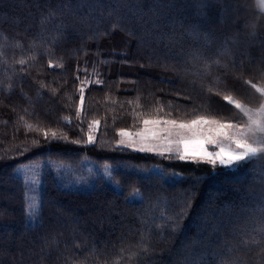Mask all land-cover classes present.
<instances>
[{"label":"trees","instance_id":"1","mask_svg":"<svg viewBox=\"0 0 264 264\" xmlns=\"http://www.w3.org/2000/svg\"><path fill=\"white\" fill-rule=\"evenodd\" d=\"M61 3L0 0V264H220L233 255L258 264L241 241L264 219V160L227 169L117 145L120 131L144 120L219 118L206 101L239 116L209 87L259 106V93L243 84L264 86V12L256 0L205 7L175 0L163 9L156 0H71L63 12ZM50 9L57 14L48 21ZM225 49L243 59V74H195L203 58ZM82 79L89 84L81 109ZM37 162L45 168L38 214L25 227L28 187L15 171ZM90 164L108 166L109 180L99 170L88 188L71 187ZM136 190L142 199L131 200ZM182 212L179 227L161 235L162 214Z\"/></svg>","mask_w":264,"mask_h":264},{"label":"snow or ice","instance_id":"2","mask_svg":"<svg viewBox=\"0 0 264 264\" xmlns=\"http://www.w3.org/2000/svg\"><path fill=\"white\" fill-rule=\"evenodd\" d=\"M219 2L223 3V0H219ZM230 2H234V0H230ZM196 4H199L201 7L208 6L207 0H195ZM157 6L161 9L165 7H174L175 0H168V3H165V0H156ZM258 7L261 12H264V0H257ZM67 7L68 11L72 10V3L71 0H65V3H61L59 8L61 12ZM55 9H50L47 20L51 21L52 18L56 15ZM264 19V18H262ZM44 23V20H42ZM120 25L114 24L113 28H118ZM250 27L255 30L256 25L252 24ZM195 39H199V36L196 33H189ZM253 35H255V31H253ZM211 44V41L205 39L204 46L207 47ZM2 56V53H0ZM195 59H201L196 57ZM223 61V62H222ZM3 62V61H0ZM18 63L23 65L25 61L23 59L19 60ZM261 64L264 65V59L261 60ZM52 65L49 64V67ZM243 67L244 61L243 59L236 60L231 57L228 53L227 49L224 51L215 54L213 57L203 58L201 60V65L196 69V75L203 78L206 76H210L212 74L213 68L219 72L221 69H231L235 74L237 70L243 74ZM262 73H264V68H262ZM216 83H221V77L218 75L216 77ZM244 85L250 86L252 89L255 90L256 93H259L260 97L262 98L259 102V107L253 109L247 107L245 104L241 103L239 100L233 98V94L230 92L222 93L219 88L209 87V91L213 92L216 95H222L223 100L229 104L233 105L236 109L239 110L240 113H243V116L247 117V123H243L241 119H238L234 123H218L216 120H209L203 116H198L197 118L191 119L189 122L177 121V120H164V124H170L173 128L193 132L197 130L198 125H205V124H216V133L217 135H224L226 139H230L232 143L235 144V147L238 151L233 150H225L223 147L220 149V152L215 154L216 159H212L209 157V163L215 165L217 159L219 163L227 168L235 167L240 168L245 166L247 163L253 162L254 159L264 160V86H259L257 83H254L250 79L243 80ZM9 89H11L12 85H8ZM81 92V103H83V88L79 90ZM191 99V97H186ZM230 110V109H229ZM149 123H161L159 120H144V124L147 125ZM225 129H234L237 130L232 135H229L228 132L224 131ZM241 129H243L241 131ZM203 131V129H200ZM121 136L128 135V133L121 131L119 133ZM53 137H55V133H53ZM93 137L89 136L88 142L92 143ZM183 143V141H181ZM143 151V149H141ZM185 155H187V150L185 149V154L180 156L181 160L185 159ZM243 162V163H241ZM29 183H36V181H26V185ZM32 192L26 191L25 192V207L23 209L24 218H25V227L27 223L31 221L34 217L37 216V208L31 202ZM131 200L142 199V193L139 190L133 192L132 196L130 197ZM191 197L187 198V202L185 204V209L190 207ZM40 207V223L43 221L42 217V202ZM163 215V223L156 225L159 228L160 234H163V231L167 228H172L175 231L179 225L181 220L184 218V213H179L176 216H171L170 214L164 213ZM147 223V222H146ZM257 235L251 237V239H245L241 241V246L245 251V255L247 252L255 250L257 254L260 256V260L258 264H264V219L259 222V225L253 229ZM258 237V238H257ZM252 246H258L257 248H253ZM79 247V245H77ZM140 248L141 252H148L149 249L144 245L143 240L137 246ZM233 253H235L236 249H231ZM137 253H132V256L129 258L137 256ZM220 264H245V261L242 260L240 257L233 255L228 259L221 261Z\"/></svg>","mask_w":264,"mask_h":264},{"label":"rangeland","instance_id":"3","mask_svg":"<svg viewBox=\"0 0 264 264\" xmlns=\"http://www.w3.org/2000/svg\"><path fill=\"white\" fill-rule=\"evenodd\" d=\"M89 84L88 80L82 79L80 83V89L84 88ZM260 86V85H259ZM81 97V92H80ZM209 103V104H207ZM242 103V102H241ZM208 106V110L215 109L219 115V118L215 115H212L208 112H204L203 117L209 120H216L218 123H234L238 119H241L243 123H247V117L243 116V113H240L238 109V115H234L232 113H228V110L225 106L220 103H216L215 101H206L204 102ZM245 104V103H243ZM80 108L82 109L83 103L80 100ZM229 105V104H228ZM249 108H257L255 106H249L245 104ZM198 117V116H197ZM194 117V118H197ZM193 118V119H194ZM150 121L159 120L161 123H149L145 125L142 124L140 129L135 131L130 130H122L128 135L121 136L119 134V139L117 145L120 148L128 149L135 152L140 153H148L155 154L158 156H168V157H176L180 159L181 155L185 154V149L187 150V155H185V161L194 162V163H203L208 164L210 166H220L219 160L215 165L209 163V157L212 159H216L215 154L220 152V149L223 147L226 151L233 150L238 151L235 147V144L231 142L230 139H226L224 135H217L216 133V124H205L198 125L197 130L193 132H187L183 130H179L173 128L170 124H164L163 121L165 119L155 118L149 119ZM183 122H189L190 120H177ZM98 127L97 122H93L87 130V138L86 141L88 144H93L95 139V133ZM203 129V131H200ZM243 129H241L242 131ZM224 131L228 132L229 135H232L237 130L234 129H225ZM121 132V131H120ZM119 132V133H120ZM89 136L93 137L92 143L88 142ZM183 141V143L181 142ZM143 149V151H141ZM243 163V162H241ZM223 166V165H221ZM227 168L226 166H223ZM86 170L83 171L82 175L75 176L74 179L71 180L70 186L73 188L86 189L88 188L94 181L95 177L99 174L97 173L99 170L103 171L105 175L104 180H109V172L110 168L108 166L97 167L95 165H87ZM235 167L227 168L234 169ZM154 171H160L159 167H153ZM45 172V168L41 162L37 163H27L15 171L16 175L23 179L24 183L26 181H36V183H29L27 185L28 191L32 192L31 202L38 209L39 197L38 190L42 184L43 173ZM115 189H118L116 185H113Z\"/></svg>","mask_w":264,"mask_h":264},{"label":"crops","instance_id":"4","mask_svg":"<svg viewBox=\"0 0 264 264\" xmlns=\"http://www.w3.org/2000/svg\"><path fill=\"white\" fill-rule=\"evenodd\" d=\"M256 2H257V0H256Z\"/></svg>","mask_w":264,"mask_h":264}]
</instances>
